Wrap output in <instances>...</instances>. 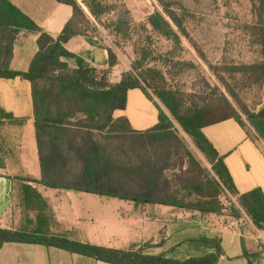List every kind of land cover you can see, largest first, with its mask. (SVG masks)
I'll return each mask as SVG.
<instances>
[{"label": "trees", "instance_id": "obj_1", "mask_svg": "<svg viewBox=\"0 0 264 264\" xmlns=\"http://www.w3.org/2000/svg\"><path fill=\"white\" fill-rule=\"evenodd\" d=\"M58 1L73 6L75 14L55 38L13 2L0 0V78L21 77L32 84L41 183L50 188L130 200L136 206L164 204L201 213L221 212L224 208L222 195L227 191L236 198L238 206L253 224L264 229L263 190L256 187L241 194L225 157L204 133L206 126L231 117L243 126L244 122L233 115L211 119L208 105L186 106L178 91L162 84L164 75L155 68L144 71L141 77L134 71H127L119 83L111 84L106 71L89 66L66 48V43L74 36L87 35L76 27V15L81 14L77 1ZM90 9L95 16L99 14L92 6ZM171 18L176 23V18ZM149 20L153 28L170 35L171 25L159 12L151 15ZM22 30L40 34L39 51L27 72L11 68L14 43ZM109 53L110 63L115 65L117 59ZM146 57L144 55V59ZM63 59H74L77 67L72 68ZM250 69L264 78V63L252 65ZM143 81L153 88L160 103L148 93ZM135 88L155 101L159 110L158 123L147 130L133 129L126 116L115 117L116 111L126 110L129 91ZM255 117H264V108L251 119ZM175 123L190 135L211 162L214 177L178 182L167 176V172L178 165L173 157L184 145ZM113 143L115 150L111 148ZM23 199L27 209L37 211L35 226L20 230L0 227V249L9 242L41 244L111 264H218L222 254L221 245L215 240L203 241L211 244L210 251L186 259L147 254L149 244L123 250L72 240L51 232V209L36 189L26 186ZM239 207H232L233 217H241ZM248 257L249 264H254Z\"/></svg>", "mask_w": 264, "mask_h": 264}, {"label": "crops", "instance_id": "obj_2", "mask_svg": "<svg viewBox=\"0 0 264 264\" xmlns=\"http://www.w3.org/2000/svg\"><path fill=\"white\" fill-rule=\"evenodd\" d=\"M45 32L58 37L73 19V6L58 0H10ZM40 34L22 30L14 43L11 68L27 72L39 51ZM66 48L89 66L108 73L109 82L122 80L129 65L110 63L109 50L92 43L88 36L76 35ZM72 68L74 59H63ZM264 108V92L261 102ZM11 114V116H4ZM126 116L133 129L147 130L158 123L155 101L139 89H131ZM207 138L226 165L241 194L256 187L264 192V117L250 119L245 126L231 117L204 128ZM42 168L35 127L32 84L21 77L0 78V227L10 230L33 228L37 211L25 206L26 186L37 190L51 209L50 230L97 246L130 250L145 244L151 255L179 259L199 256L211 250L204 240L220 243L218 264H264V229H258L243 210L233 217L232 209L217 213L164 204L136 206L133 201L90 192L50 188L41 183ZM238 206V205H237ZM239 207V206H238ZM230 211V212H229ZM0 264H111L57 247L33 243H5Z\"/></svg>", "mask_w": 264, "mask_h": 264}, {"label": "rangeland", "instance_id": "obj_3", "mask_svg": "<svg viewBox=\"0 0 264 264\" xmlns=\"http://www.w3.org/2000/svg\"><path fill=\"white\" fill-rule=\"evenodd\" d=\"M76 1L81 9L75 20L79 30L140 77L151 68L160 70L162 84L178 91L186 106L208 105L211 119L233 115L244 124L261 109L264 78L250 66L264 63L263 0ZM156 12L170 23V35L151 25L149 18ZM143 84L160 103L153 88ZM175 124L184 145L173 157L178 165L167 176L178 182L214 177L211 162ZM221 202L230 211L238 207L229 194Z\"/></svg>", "mask_w": 264, "mask_h": 264}, {"label": "built area", "instance_id": "obj_4", "mask_svg": "<svg viewBox=\"0 0 264 264\" xmlns=\"http://www.w3.org/2000/svg\"><path fill=\"white\" fill-rule=\"evenodd\" d=\"M227 194H229V192L225 191V193H223L222 197L225 198V197L227 196ZM229 195H230V194H229ZM239 209L242 210L240 207H239Z\"/></svg>", "mask_w": 264, "mask_h": 264}]
</instances>
